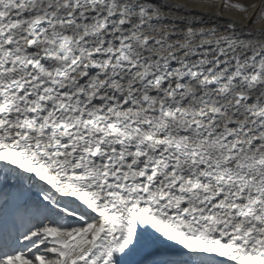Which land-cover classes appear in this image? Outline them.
<instances>
[{
	"label": "snow or ice",
	"instance_id": "6c2138e0",
	"mask_svg": "<svg viewBox=\"0 0 264 264\" xmlns=\"http://www.w3.org/2000/svg\"><path fill=\"white\" fill-rule=\"evenodd\" d=\"M0 264H264V0H0Z\"/></svg>",
	"mask_w": 264,
	"mask_h": 264
}]
</instances>
